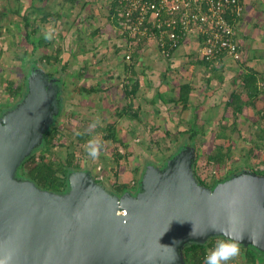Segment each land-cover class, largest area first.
Instances as JSON below:
<instances>
[{"label":"water","instance_id":"1","mask_svg":"<svg viewBox=\"0 0 264 264\" xmlns=\"http://www.w3.org/2000/svg\"><path fill=\"white\" fill-rule=\"evenodd\" d=\"M58 91L37 72L0 113V258L10 256L7 264H183L185 244L227 238L219 229L230 213L239 218L240 245L264 254V175L240 172L203 185L188 148L161 168L146 167L135 193L110 192L83 170L68 175L63 192L19 176L59 113ZM193 227L205 235L192 236Z\"/></svg>","mask_w":264,"mask_h":264},{"label":"crops","instance_id":"2","mask_svg":"<svg viewBox=\"0 0 264 264\" xmlns=\"http://www.w3.org/2000/svg\"><path fill=\"white\" fill-rule=\"evenodd\" d=\"M116 6L117 0H0V39L5 42L3 45L0 41V49L23 46L19 55L14 52L20 81L26 75L20 66L23 59L34 56L43 61L47 56L49 60L44 64L61 62L62 69H70L62 81L68 90L66 98L73 99V111L81 114L77 118L91 124L99 119L103 125L116 126L124 144L128 137L120 133L122 130L134 132L133 140L138 143L137 131L162 130L175 146L186 137L180 131H197L196 166L199 162L202 169L210 167L207 159L216 145L227 146L224 160L230 159L234 133L242 131L237 125L264 129V0H243L242 14L234 23L240 58L225 55L208 64L201 60L197 43L191 37L183 40L168 59L149 43L137 44L132 59L125 61V41L112 19ZM45 35L52 38L45 39ZM52 50L56 52L38 53ZM180 87L190 88L184 101L180 100ZM77 88L80 90L76 92ZM235 93L245 104L236 120L228 123ZM109 115L114 119L105 120ZM221 129L225 134L219 136ZM244 138L243 141L248 140ZM258 139L256 142L264 145V134ZM145 140L140 144L152 143L151 137ZM136 161L135 158L137 166L130 178L121 183V177L115 175L114 183L127 185L133 178L129 184L137 185L142 167ZM196 166L200 179L207 182L203 170L198 171ZM231 169L238 167H229L225 175ZM206 175L212 183L220 178L211 172ZM100 178L95 176L96 180ZM104 181L108 187L114 184ZM229 264H264V255L246 256L243 251Z\"/></svg>","mask_w":264,"mask_h":264},{"label":"trees","instance_id":"3","mask_svg":"<svg viewBox=\"0 0 264 264\" xmlns=\"http://www.w3.org/2000/svg\"><path fill=\"white\" fill-rule=\"evenodd\" d=\"M42 58V57H41ZM40 59H35L34 56L31 58L23 59L22 64L20 65L25 70L24 79L21 82L15 85V81L12 78H5L1 77L0 84L3 85V93L8 95L10 99L17 98L19 99L23 96L26 90L27 78L37 72H42L44 75L48 77H56V72H45L40 70L38 63H43L45 60H49V57L43 58L41 61ZM204 63H210L209 61H204ZM62 67V66H61ZM45 72V73H44ZM58 78V77H57ZM59 81L61 84V92L65 90L66 84L64 81ZM245 84H248V81H245ZM189 87H180L181 94L180 100H186ZM80 89H75V91H79ZM59 94V98L61 101V107L59 113L55 116L53 123L49 125V127L45 130L43 139L41 144L25 159V161L21 164L18 175L24 178L31 179L38 187L50 191L56 192H63L67 189L68 186V175L75 171H87L91 174L92 177L95 178V175L91 172V169L88 167L87 164H83V159L80 160L79 158V150L83 148L86 143L94 138L93 133L97 132L100 126H97L94 130L91 131H84L80 130L77 131L73 138H65V133L68 132V128L66 129V121L65 118L71 116V110H74L75 107H72V98H69V105L70 108L67 109L68 103L66 102L68 99L65 95L61 96ZM9 102V101H7ZM231 110L233 111L232 116L233 119L236 120L239 113L241 114L243 104L240 101V97L238 93H235L233 96V100L231 101ZM15 105V104H14ZM3 106V107H2ZM9 104L0 105V113L8 108H11ZM63 116V119L61 118ZM102 131L105 136L102 140H110L112 144L117 143L118 145L122 146L125 150L124 153H120L119 148L114 146L111 149V154L114 162L118 164L121 159L130 156L133 154L137 159L136 162L141 164L143 173L144 169L148 166H155L158 167V163L155 162L154 159L151 158L148 149L151 147V144L147 145L146 148L138 142L133 140L134 132L126 131L127 135L129 136L127 143L124 144L123 141L120 140L119 130L116 126L112 124L103 125V128L99 129ZM201 132V131H200ZM185 134L186 137L183 138V141L175 146V151L169 153L166 157L167 161L173 155H175L180 150L189 148L191 151V158L192 160V169L194 176L198 180L199 183L205 185L200 177L198 176L197 172L195 171L196 166V159H197V150L196 144L194 143V138L196 137L197 131L194 130H185L180 131L179 134ZM225 134V130L221 129L219 132V136ZM142 146V147H141ZM131 148L132 151H128V148ZM144 147V148H143ZM195 152V155H194ZM228 152H223L221 145L215 146V151L212 152L208 156L209 166H212L215 169V172L218 174L220 171L221 166L223 165L224 159L227 156ZM139 160V161H138ZM165 162H163L160 166H163ZM240 172H248L256 175H264V171L254 170L253 167H247L246 171H240L239 169H231L230 173H227L223 177H220L214 183L210 185H206L209 187L214 186L216 183L222 182L233 175L240 173ZM99 180V179H97ZM101 181V180H99ZM139 183V181H138ZM108 188V187H107ZM109 191L121 194L126 190H131L132 188L126 184H117L114 183L113 186L108 188ZM132 191H134L132 189ZM131 192V191H130ZM134 193V192H132ZM225 239L221 236H212L207 239L204 243H187L181 249V255L183 264H203L204 257L207 252L211 248H214L217 241ZM245 251L246 256H255V255H264L260 251H257L255 248L251 246H242L240 245V253Z\"/></svg>","mask_w":264,"mask_h":264},{"label":"built area","instance_id":"4","mask_svg":"<svg viewBox=\"0 0 264 264\" xmlns=\"http://www.w3.org/2000/svg\"><path fill=\"white\" fill-rule=\"evenodd\" d=\"M242 11L243 0H117L112 19L125 41V61L132 59L137 44L144 43L154 44L168 59L191 37L200 58L211 62L225 55L240 58L234 23Z\"/></svg>","mask_w":264,"mask_h":264},{"label":"rangeland","instance_id":"5","mask_svg":"<svg viewBox=\"0 0 264 264\" xmlns=\"http://www.w3.org/2000/svg\"><path fill=\"white\" fill-rule=\"evenodd\" d=\"M0 41H2L3 45L5 44L3 39H0ZM144 44H147V43H144ZM144 44H142V45H144ZM22 48H23V46L15 49V50L0 49V78L3 75H5V77L12 78L15 81V85L17 83L21 82L20 81L21 74L17 73L18 69L20 68L17 55H19L21 53ZM14 52H17V55H15ZM44 52H47L48 54H54L56 52V50H52L51 52L50 51H42V52L38 51L39 54L44 53ZM4 57H6V58H4ZM13 58H15V62H14ZM3 62H5L6 65ZM9 62L12 64L8 65ZM38 65H39L40 70L42 69V71L56 72L55 73L56 77H53V76L52 77L47 76V77H48V79L49 78L54 79V81L59 85L58 97H59V94H61L60 97L63 95H67L68 90H66V91L64 90L61 92V84H59L58 80L61 81L62 78L64 76H66L67 72L70 71V69L69 70L62 69L61 62H54L52 64H48V63L44 64V62H43V63H38ZM11 71H15V73L13 74V73H11ZM10 73L12 74V76H10ZM40 73H42V72H40ZM22 79H23V77H22ZM2 89H3V85L0 84V105L5 106V104H9L10 106H14V104H16L18 102V97L10 99L8 95L3 93ZM7 101H9V102H7ZM66 102L68 103L67 109H69L70 108L69 100H67ZM82 102H84V100ZM71 111H73V110H71ZM71 113H72L71 116H69L68 118H65L66 129L68 128V130H69L64 135L66 139L73 138L74 134L80 130H84V131L94 130L93 128L90 127V125H91L90 122L77 118V117H80L79 115H81V114H78V112H75V111H73ZM61 118L63 119V116ZM85 118L86 117L84 116V119ZM112 118H113L112 115H109L108 117L105 118V120H107V119L111 120ZM232 119H233V117L230 116V120L228 121V123ZM217 120H219V119H217ZM99 126H100L99 129H101L103 127V124L100 123ZM237 126H239L240 129L242 128V131H236V133H234L235 140H232L233 143H231V145L229 147L230 148V151H229L230 159L227 158L226 161L224 160L223 165L221 166V169H220V171H218V174H217V175H220V177H223L222 175H225L224 172H226L229 167H236V168L238 167V169L244 168L245 170H247V165H246L247 163L249 165H251V167H253L254 170L264 171V145L260 144L259 142H256V140H259L258 136L264 134V129L260 128L259 126H257V128H249V126L248 127H246V126L241 127L240 124ZM99 129H97V132L93 133V137L100 140L103 144V148L101 150L99 158L97 160H93L91 157H89L87 152L85 151V145L83 148H80L78 155H79L80 160L83 159L82 163L87 164L88 167L91 169V172L96 177L101 176V178L99 180H103V181H101V183L109 191V189H108L109 187L107 185H105L106 182L104 181V179H107L110 183H114V180L116 179L115 175H119L121 177L119 179V182L123 183V181H125V179L128 180V178H130V175H132L137 164L135 163V158H134V155H132V154H130V156H128V157L121 159V161L118 164H116L112 158V154L110 153L111 149L114 146H116L119 148L120 153H124L125 150L123 149L122 146L118 145L117 143L110 144V142L108 140L103 141L102 138L105 136V134L102 131H100ZM137 132H138L137 133V135H138L137 140L139 139V141H140L139 143H141L145 139H146L145 141H147V139H149L151 137L152 143H151V147L148 149V152H149L151 158L154 159L156 163H158V167L159 168L163 167L165 163L163 164V166H160V165L163 162H166L165 161L166 157L169 155L170 151L172 152L175 149V144L173 143V141H171L172 139H170V135L166 136L164 131H162V130H153V131L149 130L146 132H143V131H137ZM120 133H123L125 135L124 136L125 138L129 137L125 130H122V132H120ZM243 138L248 139V140L243 141ZM214 143H216V142H214ZM144 147L146 148L145 144H144ZM226 147L227 146H224L222 148L223 152L226 151L225 150ZM214 149L215 148L213 147V150ZM128 151H132V149L128 148ZM248 151L250 152V154ZM200 166H202V164H200L198 162L197 166H196L198 171H199V169H202ZM203 167H205L202 169L203 173L206 176V178H208L207 182H205V185H210V184H212V182H209L211 177L206 175V173L210 174V172L212 171V169H211L212 166H210L211 168L206 167V166H203ZM209 169H211V170H209ZM137 177L138 176H136V178ZM131 180H134V179L131 178ZM131 180H129L127 182L128 183L127 185L129 187L133 186L132 189L134 191H132V189L130 191L135 193V191H137V189H138L139 183L137 185H135L137 183L136 182V183H133V185H130L129 183H131L130 182ZM112 186H113V184H112Z\"/></svg>","mask_w":264,"mask_h":264},{"label":"clouds","instance_id":"6","mask_svg":"<svg viewBox=\"0 0 264 264\" xmlns=\"http://www.w3.org/2000/svg\"><path fill=\"white\" fill-rule=\"evenodd\" d=\"M51 38L52 37L50 35H45V39L50 40ZM99 125L100 121L99 119H96L90 127L95 129ZM102 148V142L96 138L90 139L85 145V151L93 160H97L99 158ZM238 222L239 218L234 213H230L228 217V227L226 229H219V231H222L227 238L217 241L215 247L206 253L203 264H229L230 261L239 256L240 240H242L243 237L242 235L235 236L233 234L235 226ZM211 229L218 230L215 226H211ZM190 234L192 236H203L205 235V232L196 231L195 227H193V231ZM9 259L10 256L0 258V264H7Z\"/></svg>","mask_w":264,"mask_h":264}]
</instances>
